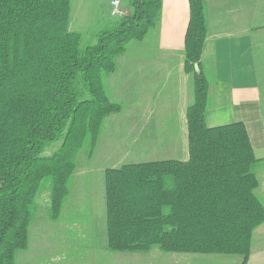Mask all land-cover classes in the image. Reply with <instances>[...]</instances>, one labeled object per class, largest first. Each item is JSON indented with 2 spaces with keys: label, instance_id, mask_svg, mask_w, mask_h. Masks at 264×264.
<instances>
[{
  "label": "trees",
  "instance_id": "1",
  "mask_svg": "<svg viewBox=\"0 0 264 264\" xmlns=\"http://www.w3.org/2000/svg\"><path fill=\"white\" fill-rule=\"evenodd\" d=\"M131 12L106 21L94 44L69 29L72 0H0V264L28 247L38 195L57 220L71 192L78 152L92 153L103 122L119 113L103 76L129 42L154 28L161 0H127ZM184 67L193 78L187 107L188 158L103 170L104 234L115 253L240 256L264 223L256 158L242 122L208 126L205 0H188Z\"/></svg>",
  "mask_w": 264,
  "mask_h": 264
},
{
  "label": "crops",
  "instance_id": "2",
  "mask_svg": "<svg viewBox=\"0 0 264 264\" xmlns=\"http://www.w3.org/2000/svg\"><path fill=\"white\" fill-rule=\"evenodd\" d=\"M205 4L207 37L200 69L208 84L206 124L242 122L255 157L264 158V0H205ZM188 21V0H161L157 25L139 44L131 43L108 74L118 75L120 89L113 88L109 96L120 105L119 113L123 104L130 113L143 112L147 135L161 139L172 155L169 159L188 158L185 113L194 98L193 78L184 67ZM140 103L141 109L135 110ZM255 174L259 183L255 194L264 203L262 163L256 165ZM71 190L57 220L31 225L28 247L18 254L16 264H65L59 258H66L67 249L74 250V264H242L240 256L158 249L115 254L106 245L104 206L102 215L94 214L93 223L80 222L78 211L90 205L85 204L86 195ZM244 264H264V223L253 231Z\"/></svg>",
  "mask_w": 264,
  "mask_h": 264
},
{
  "label": "rangeland",
  "instance_id": "3",
  "mask_svg": "<svg viewBox=\"0 0 264 264\" xmlns=\"http://www.w3.org/2000/svg\"><path fill=\"white\" fill-rule=\"evenodd\" d=\"M110 1L112 0H72L69 29L81 33L84 43L94 44L96 42L94 35L104 22L119 19L118 16L110 15ZM119 2L122 10L131 12L127 0H119ZM131 43L139 44L138 41H131L127 47L128 50L131 49ZM113 76H103V84L111 101L113 100L109 95H112L113 88L120 89L116 77L118 75ZM142 105L141 103L136 104L135 110L141 109ZM123 108L122 113L111 114L104 120L99 139L92 153L89 154L87 146H84L77 154L71 187L75 188L77 193L86 195L85 204L90 205V207L86 205L78 211L80 222L93 223L95 221L94 214H97L98 217L103 214L102 177L106 167H119L126 163L148 162L172 157L160 138L147 135L149 130L148 127H145L146 121L141 119V116L145 117L146 115L139 111L130 113L125 104H123ZM36 204L38 210L33 223L43 219L49 220L46 212V194L38 195ZM65 252L66 258L60 257L59 259H64L65 264L76 263L77 260L73 258L74 250L67 249ZM60 264H62L61 261Z\"/></svg>",
  "mask_w": 264,
  "mask_h": 264
},
{
  "label": "built area",
  "instance_id": "4",
  "mask_svg": "<svg viewBox=\"0 0 264 264\" xmlns=\"http://www.w3.org/2000/svg\"><path fill=\"white\" fill-rule=\"evenodd\" d=\"M110 6H111V9H110V15L111 16H113V17H115V16L122 17V16H124L126 14L125 11L120 8L119 0L110 1Z\"/></svg>",
  "mask_w": 264,
  "mask_h": 264
}]
</instances>
